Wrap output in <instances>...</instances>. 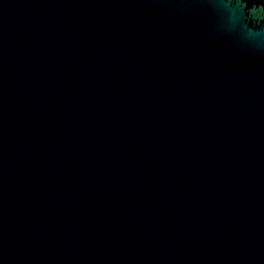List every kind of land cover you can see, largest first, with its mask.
<instances>
[{
	"label": "water",
	"instance_id": "1",
	"mask_svg": "<svg viewBox=\"0 0 264 264\" xmlns=\"http://www.w3.org/2000/svg\"><path fill=\"white\" fill-rule=\"evenodd\" d=\"M0 264H264V0H0Z\"/></svg>",
	"mask_w": 264,
	"mask_h": 264
}]
</instances>
